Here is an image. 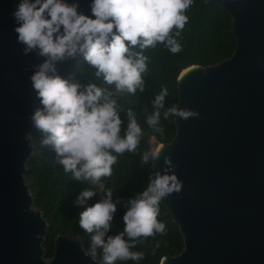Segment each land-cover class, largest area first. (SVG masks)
<instances>
[{
    "label": "water",
    "instance_id": "1",
    "mask_svg": "<svg viewBox=\"0 0 264 264\" xmlns=\"http://www.w3.org/2000/svg\"><path fill=\"white\" fill-rule=\"evenodd\" d=\"M232 18L237 44L213 66L194 65L178 77L177 131L161 143L152 171L170 156L182 180L162 198L184 237V249L160 264H264V0H205ZM71 2V0H70ZM18 0H0V264H102L78 237L58 235L48 258V223L26 180L34 153L30 115L38 104L29 76L43 58L25 55L11 16ZM89 12V0H79ZM83 56L57 63L75 75Z\"/></svg>",
    "mask_w": 264,
    "mask_h": 264
},
{
    "label": "clouds",
    "instance_id": "2",
    "mask_svg": "<svg viewBox=\"0 0 264 264\" xmlns=\"http://www.w3.org/2000/svg\"><path fill=\"white\" fill-rule=\"evenodd\" d=\"M194 0H89V12L79 10V0H18L11 16L16 40L22 52H35L43 59L33 65L29 79L38 98L30 120L40 131L42 146L54 152L56 163L73 179L100 187L102 177L112 174L119 154L134 152L144 131L136 113L128 108L124 121L118 97L144 92L149 56L146 49L162 44L175 54L182 50L181 34L189 20L187 10ZM82 55L102 79L82 84L73 74L63 76L57 63ZM167 87L151 101L152 112L146 123L154 132L164 134L161 118L187 119L198 116L195 109L173 104L166 107ZM161 149L149 146L140 161L151 169ZM170 156L164 157L163 170L151 171L146 187L126 201L111 188L97 191L83 188L76 200L86 205L79 213L78 224L90 234L85 255L95 259L102 251V264L143 259L144 252L134 250L141 237L166 234V225L157 219L162 198L182 187L172 169ZM100 193L91 205L89 198ZM126 211L123 231L110 234L117 205ZM159 247V242L156 243Z\"/></svg>",
    "mask_w": 264,
    "mask_h": 264
},
{
    "label": "trees",
    "instance_id": "3",
    "mask_svg": "<svg viewBox=\"0 0 264 264\" xmlns=\"http://www.w3.org/2000/svg\"><path fill=\"white\" fill-rule=\"evenodd\" d=\"M186 14L189 20L180 38L182 50L173 54L162 44H158L154 49H146L145 54L150 60L144 92L137 91L135 95L125 93L118 97L122 108L120 115L124 121L122 133L127 124L126 112L131 108L136 113L144 136L136 151L118 155L117 162L112 166V174L101 178L102 187L88 181L75 180L71 173H65L62 166L56 163L55 154L50 147L40 144V131L34 128L31 133L35 150L27 163L25 176L34 198V206L43 212L48 223L44 248L49 259L54 255L55 239L58 235L78 237L84 248L89 249L90 234L78 224L79 213L86 205L74 203L83 188H93L97 191L111 188L114 197L119 196L126 201L146 187L152 169L147 164L141 163L140 156L149 146L157 148L161 143H170L177 131L176 117L170 116L168 120L161 118V126L164 128L162 136L149 128L146 123V116L152 112L151 101L160 91L161 86L167 87L169 92L166 97V107L173 104L178 106V77L185 69L194 65L213 66L234 53L237 41L232 31V18L217 3L194 0ZM74 77L82 84L94 81L102 87L113 88L104 85L102 79L95 78L94 69L84 58ZM99 197L100 193L97 192L89 198L87 204H94ZM125 211L122 205H117L110 234L123 231L122 216ZM157 219L165 223L166 234L139 238L134 250L143 251V259L118 260L115 264H160L165 256H176L183 251L184 237L169 210L162 203L159 205ZM157 242L159 247H156ZM96 256L102 260L100 249H97Z\"/></svg>",
    "mask_w": 264,
    "mask_h": 264
},
{
    "label": "bare ground",
    "instance_id": "4",
    "mask_svg": "<svg viewBox=\"0 0 264 264\" xmlns=\"http://www.w3.org/2000/svg\"><path fill=\"white\" fill-rule=\"evenodd\" d=\"M160 145H161V144H159L157 148H159Z\"/></svg>",
    "mask_w": 264,
    "mask_h": 264
},
{
    "label": "rangeland",
    "instance_id": "5",
    "mask_svg": "<svg viewBox=\"0 0 264 264\" xmlns=\"http://www.w3.org/2000/svg\"><path fill=\"white\" fill-rule=\"evenodd\" d=\"M152 141H154V139Z\"/></svg>",
    "mask_w": 264,
    "mask_h": 264
}]
</instances>
